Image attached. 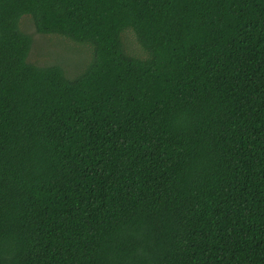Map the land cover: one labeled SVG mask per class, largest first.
<instances>
[{
    "label": "trees",
    "instance_id": "1",
    "mask_svg": "<svg viewBox=\"0 0 264 264\" xmlns=\"http://www.w3.org/2000/svg\"><path fill=\"white\" fill-rule=\"evenodd\" d=\"M0 264H264V0H0Z\"/></svg>",
    "mask_w": 264,
    "mask_h": 264
},
{
    "label": "rangeland",
    "instance_id": "2",
    "mask_svg": "<svg viewBox=\"0 0 264 264\" xmlns=\"http://www.w3.org/2000/svg\"><path fill=\"white\" fill-rule=\"evenodd\" d=\"M18 26L20 31L31 39L27 56V62L31 64L63 68L66 76L74 79L82 75L93 61L91 45L73 41L59 34L37 33L29 15H23ZM121 41L127 54L138 59L146 57L131 29L127 28L121 33Z\"/></svg>",
    "mask_w": 264,
    "mask_h": 264
}]
</instances>
